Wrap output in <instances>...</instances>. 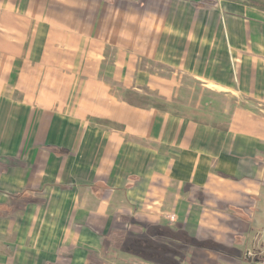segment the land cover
<instances>
[{"label": "rangeland", "instance_id": "rangeland-1", "mask_svg": "<svg viewBox=\"0 0 264 264\" xmlns=\"http://www.w3.org/2000/svg\"><path fill=\"white\" fill-rule=\"evenodd\" d=\"M114 1L118 7L116 17L104 12L106 17L100 19L102 27L83 28L91 30V34L57 31L55 26L52 33L43 36L24 34L26 25L22 20L18 28L22 45L35 42L37 48L21 51L23 62L28 57L35 61L32 66L27 61L21 68L25 76L22 85L16 88L25 91L23 101L28 108H36L41 116L46 109L52 111L46 115L50 118L61 112H67L64 115L68 118L74 107L86 112L84 121L90 122L84 133L87 145L84 151L80 148L79 153L78 148L72 146L74 154L63 165L64 173L69 170L75 179L78 175L79 182L84 179L87 188L92 187L96 176L110 164L116 167L117 174L123 173L125 168L129 176L126 181L119 175L115 179L120 193L107 207L103 202L95 203L88 190L83 200L79 199L70 180L63 194L49 197L48 192L47 206L51 204L53 210L44 212L40 204L32 208L35 219L43 212L46 219L42 218L38 227L29 219L20 225L21 231L29 234L39 229V236L33 243L0 237V264H152L121 251L115 256L99 236L110 228L127 226L116 221L118 213L131 214L140 222L184 223L190 233L207 239L194 243L198 246L195 255L183 264H264L259 263L264 258V104L216 91L179 66L161 62L156 56V36L134 28L141 19L143 0ZM7 29H0L1 42L16 37L7 33L11 27ZM130 90L148 96L151 102L162 107L125 111L124 95ZM48 96L52 100L46 99ZM90 111L95 117L87 113ZM31 113L34 118L36 115ZM93 118L107 122L95 120L93 123ZM176 119L195 120L220 131L226 130L229 138L238 136L245 146L236 149L233 146L236 142H232L227 155L219 158L183 151L168 141V128ZM125 121L135 128L128 132L131 140L125 142L132 146L127 147L116 138L123 134ZM141 127L145 128L143 135L137 137ZM159 128L163 130L157 131ZM146 131L148 138L144 135ZM94 132L100 137H95L99 139L92 147ZM158 136L166 137V143L160 145ZM126 155L132 156L130 162ZM55 164L47 165L54 169ZM75 179L71 181L76 183ZM50 180L47 176L43 179V183L48 182L44 188L50 187ZM127 182L138 186L142 192L120 199L122 184ZM96 187L105 188L109 193L106 182ZM196 191L202 193V199L195 195ZM220 203L246 208L257 225L255 231L238 233L231 228L232 218L227 211L218 208ZM237 223L234 222V226ZM129 228L135 232L141 230L139 224L129 225ZM20 229L6 227L7 232L12 233ZM230 234L239 235V244ZM217 251L235 258L222 257ZM246 255L253 261L246 259Z\"/></svg>", "mask_w": 264, "mask_h": 264}, {"label": "crops", "instance_id": "crops-1", "mask_svg": "<svg viewBox=\"0 0 264 264\" xmlns=\"http://www.w3.org/2000/svg\"><path fill=\"white\" fill-rule=\"evenodd\" d=\"M207 1L210 0H143L144 6L140 7L141 19L134 28L139 27L143 34L156 36V56L161 62L168 61L179 66L216 91L232 97L252 99L259 105L264 104V12L231 0ZM115 5L105 0H0V29L5 31L11 27L7 31L8 35L16 36L11 40L8 37V42H1L0 39V203L8 202L13 193L32 189L44 199L43 203H39L44 207V212H49L53 210L51 204L47 206L49 197L63 194L69 186V180L70 185L76 187L74 190H77L81 200L83 194L87 193L86 190L93 195L95 203L103 202L106 207L117 198V190L120 189H117L115 179L119 175L127 180L129 174H126L125 168L123 173L117 174L116 167L110 164L107 170L96 176L97 179L90 188H87L84 179L79 182L78 175L75 179L68 173L69 170L63 172V165L74 154L72 146L76 150L78 148L79 153L80 148V151H84L87 145L84 133L90 122L84 121V109L74 107L73 111H69L72 113L68 118L64 115L67 112L56 113L54 118L47 117L52 113L49 109L41 116L36 108H28V104L23 101L26 98L25 91L17 90L25 76V73L22 76L21 68L27 65V61L30 66L35 61L28 57L23 62L21 51L37 48L35 42L22 45L18 29L22 20L26 25L24 34L43 36L47 32L52 33L54 26L57 31L91 34V30L84 31L83 28L102 27L100 19L106 17L104 12L108 15L113 13V17H116L118 7ZM86 19L89 20L88 23L85 22ZM127 94L128 91L124 95V110L144 111L145 108L128 103ZM97 95L100 99V91ZM51 98L48 96L46 99L52 100ZM31 111L32 115H36L34 118L30 116ZM87 113L93 116V112ZM95 120L97 123L107 122L101 118H93L92 122ZM124 125L123 134L116 138L125 147L132 146L125 141L131 140L128 132L135 128L128 121ZM144 129L140 128L141 133L137 137H142ZM159 130L162 131L163 128L157 129ZM168 131L169 142L196 156L219 158L227 155L232 142H236L233 145L236 149L245 146V142L238 136L229 138L226 130L220 131L195 120L176 119L170 124ZM110 135L108 136L111 138ZM144 135L148 138L147 131ZM95 137H100L98 132L96 136L93 133L94 140L90 143L92 147L99 139L95 140ZM165 140L164 136L157 137L160 145L165 144ZM52 146L61 148L62 153H59V149H50ZM65 151L68 153L65 154ZM125 157L128 162L132 159V156ZM10 162L11 168L6 169ZM49 162L56 163L54 169L49 168ZM46 176L51 179L48 189L44 188L48 180L42 182ZM71 179L77 182H72ZM100 182L107 183L110 188L108 194L105 188L96 187ZM122 189L120 199L142 192L130 182L122 184ZM39 204H33L27 211H19L14 216L1 218L0 237L4 240L5 237H13L20 243L35 242L39 229L34 234H29L22 232L20 225L23 220L29 219L38 227L39 221L46 219L44 212L38 214V220L35 219L32 208ZM126 206L125 203L124 209L127 210ZM8 226L18 227L20 230L7 232Z\"/></svg>", "mask_w": 264, "mask_h": 264}, {"label": "trees", "instance_id": "trees-1", "mask_svg": "<svg viewBox=\"0 0 264 264\" xmlns=\"http://www.w3.org/2000/svg\"><path fill=\"white\" fill-rule=\"evenodd\" d=\"M105 1L110 3L115 2L114 0ZM231 1L253 7L264 12V0ZM126 98L128 103L133 106L141 108H147L148 106L156 108L162 107L159 103L151 102V99L148 96L140 95L134 91H129ZM50 149H59V153H62L60 152L61 148L52 146ZM64 153L67 154L68 152L65 151ZM7 166L8 167H6V169L11 168L12 163L10 162ZM195 195L202 199L203 195L200 191H196ZM206 198H208L207 195L205 196V199ZM43 202L44 199L37 195L36 190L25 189L21 192L13 193L10 195V200L8 202L0 203V219L8 216H14L19 211H27L31 205ZM218 208L225 210L230 214L233 222L231 228L235 229L238 233L254 232L255 227L257 228L255 220L249 213H247L246 208L223 203H220ZM116 221L119 224L124 223L127 226L118 229L113 227L99 235L106 242L107 247L112 249L111 252H113L112 254L115 256H117V253L121 251L137 255L152 264H183V262L189 261L192 255H195V248L198 247L194 244L195 242L207 241V239L199 238L196 234L190 233L188 231V226L180 222H170L167 225L149 221L140 222L135 216L127 213H118ZM234 222L237 223V226H234ZM132 224H139L141 226V230L139 232L131 230L129 225ZM230 235L235 237V242L238 243V240L240 239L239 235ZM145 248L150 249L145 250ZM217 253L222 257L227 256L231 259L235 258V256L225 255V253L219 251H217ZM246 256V259H249V261L252 260L250 256ZM246 259L245 261H247ZM259 263H264V258L263 260H260ZM44 264L58 263L45 262Z\"/></svg>", "mask_w": 264, "mask_h": 264}]
</instances>
